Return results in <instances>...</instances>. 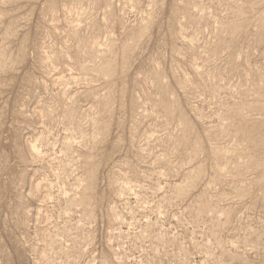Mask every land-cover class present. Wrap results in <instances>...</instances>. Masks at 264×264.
<instances>
[{
    "label": "rangeland",
    "instance_id": "rangeland-1",
    "mask_svg": "<svg viewBox=\"0 0 264 264\" xmlns=\"http://www.w3.org/2000/svg\"><path fill=\"white\" fill-rule=\"evenodd\" d=\"M0 264H264V0H0Z\"/></svg>",
    "mask_w": 264,
    "mask_h": 264
}]
</instances>
